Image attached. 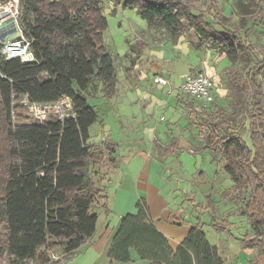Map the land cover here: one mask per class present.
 Returning <instances> with one entry per match:
<instances>
[{
    "label": "trees",
    "instance_id": "1",
    "mask_svg": "<svg viewBox=\"0 0 264 264\" xmlns=\"http://www.w3.org/2000/svg\"><path fill=\"white\" fill-rule=\"evenodd\" d=\"M116 1L174 40L192 31L200 44L218 49L231 61L223 69L229 113L214 106V100L202 112L191 103L185 106L197 135L205 139L201 150L220 154L233 191L249 192L245 216L254 233L234 238L244 247H257L249 264H264V91L256 79L264 71V59L248 42L249 31L264 26L263 1L242 35L225 27L227 19L217 0H207L211 19L195 0ZM102 4L19 0L18 24L33 60L22 62L0 53V264H59L88 243L98 223H107L111 214L108 175L90 165H98L105 153L114 164V147L104 143L98 149L90 143L98 113L84 93L93 80L110 89L116 81L113 57L104 48L107 19ZM136 46L139 52L147 47L141 42ZM65 98L71 104L68 117L14 121L22 118L18 110L24 101L52 104ZM235 122L246 126L249 145L233 128ZM206 202L213 208L210 195ZM209 225L233 237L230 224ZM132 250L150 264H224L199 227H191L172 247L151 221L142 198L134 212L122 216L107 257L129 262ZM54 251L59 254L52 259Z\"/></svg>",
    "mask_w": 264,
    "mask_h": 264
},
{
    "label": "rangeland",
    "instance_id": "2",
    "mask_svg": "<svg viewBox=\"0 0 264 264\" xmlns=\"http://www.w3.org/2000/svg\"><path fill=\"white\" fill-rule=\"evenodd\" d=\"M260 1L264 3V0H217L219 9L227 19L228 24L225 27L242 35L246 29L250 28L252 19L258 12ZM194 2L195 6L206 13L208 19H211L207 0H195ZM102 12L107 19V28L103 33L104 48L113 57L116 81L113 88L110 89L107 85L93 80L84 93L90 105L98 113V120L90 127V143L99 149L104 146V143L116 142L115 148L118 146V154H121L118 155L116 159L119 160L114 164L108 162V155L105 153L98 165H90L92 170L107 173L111 181H114L116 177L114 171L120 170L118 185L110 187L111 191L108 189L111 196L109 199L110 206L117 209V203L123 205L124 200L133 197V192L128 191L129 186H126L127 175L133 179L134 192L137 190V182L148 180L147 177L140 175V171L149 152L153 155L163 156L171 151L163 150L162 146L159 147L156 143L158 140H154L151 144L146 126L157 128L159 133L164 132L162 135L167 136L168 140L169 132L172 131L168 129V126L175 114L174 110H169V108L175 105L182 110L181 119L178 120L180 121L178 134L184 135L183 142H177L178 145L175 149L172 147V153L166 161L159 160L163 166L160 165L158 168L156 164L157 167H155V162H152L149 173H159L163 178L158 177V175L154 177L155 175L152 174L150 182H155L162 188L164 186L167 189L176 188L174 192H176L177 199H180L186 208H191L188 212V222L191 224L189 229L198 225L205 233L206 238L218 245L219 254L224 259V264H249L252 257L258 254L255 245L244 247L238 241L216 231L209 225L210 222L220 225L224 222L231 224V233L236 238L253 234L254 231L247 223L245 216V202L249 192L238 193L233 191L232 182L222 170L224 160L218 152L206 151V155L209 153V157L216 163L214 165L216 172L211 175L206 171L209 167V164L205 162L207 156L204 159L199 153L205 139L203 136H196L197 128H191L193 125L190 124L193 116L185 105L181 106L185 103H191L195 110V105L198 102L190 97H187L186 100L179 96V98L177 96L168 98L169 95L164 96V93L159 91L152 82L156 74H168L171 79H176L177 76L183 79L186 75L204 74L214 85V106L223 107L229 113L231 111L229 98L227 94L223 95L226 91V78L223 69L231 65V61L218 49L200 44L192 31L174 40L165 30L157 26L147 25L139 18L135 10L123 8L122 3H117L116 0H103ZM216 28L224 29L222 26H216ZM12 29L11 26L6 31L0 30V41L13 40L15 35L12 32L8 33ZM137 42L144 43L147 48L143 52H139L136 46ZM248 42L258 58L264 59L263 24L249 31ZM133 60L134 64H131ZM136 60H140L141 65L135 63ZM153 60L161 63L162 66H156L153 64ZM135 64L138 66L134 67ZM167 79L170 83V79L168 77ZM256 79L264 91V71H259ZM157 94L161 99V101L159 100L160 103H157V100L155 103L151 100V96H157ZM164 101L168 103L166 104ZM29 104L24 101L25 107L18 110L22 118L15 119V122L26 123L60 116L66 117L72 113L71 104L66 98L49 105L33 106ZM185 124H187L186 127ZM233 128L241 133L249 145L246 126L240 122H235ZM157 131L155 135L159 134ZM156 137L159 138V136ZM132 140L139 141L132 145L130 144ZM163 143L167 144L168 141ZM155 144L157 145L155 146ZM129 148H134L135 154L139 156L138 160L130 163L133 165V173H127L125 169L127 160L133 156V153L128 151ZM146 148L147 150H145ZM204 171L205 176H203ZM110 172L112 173L110 174ZM141 173L146 172L143 170ZM167 179L168 182L165 183ZM208 195L213 201L212 210L207 206ZM135 204L131 210L133 212L135 211ZM195 219L198 220L199 224L196 223L197 221L195 222ZM174 244L175 241L172 239V245ZM58 254L59 251H54L51 258H57ZM69 260L70 258L63 259L59 264H68Z\"/></svg>",
    "mask_w": 264,
    "mask_h": 264
},
{
    "label": "crops",
    "instance_id": "3",
    "mask_svg": "<svg viewBox=\"0 0 264 264\" xmlns=\"http://www.w3.org/2000/svg\"><path fill=\"white\" fill-rule=\"evenodd\" d=\"M139 61L140 60H136L135 63H139L141 65V62ZM153 64H155L156 66H162L161 63L159 64L155 60H153ZM137 66L138 64H135L134 67H137ZM158 75L168 77L170 79L171 85L173 86V88H175L173 89L171 86L172 91L169 94L168 98H170L171 96H177V97L179 96L181 99H184V100L188 99L186 96L180 94V92L177 90V86L181 83L182 78L177 76L178 78L176 77V79H171V77H169L168 74H156L154 75V77ZM154 77L152 79L153 84L159 91L163 92L165 96L168 93L169 87H167L166 85L164 86V85H160L156 83L154 81ZM159 91H158V94H159ZM158 94L157 96L155 95L151 96L152 102L155 103V101L157 100L156 102L160 103L161 99L159 98ZM225 94H227V90L223 93V95ZM175 101H177V98H175ZM168 102H165V103L167 104ZM183 105L185 104H182L181 106ZM169 110H174L175 114H174V118L171 119V122L168 126V129L172 130L171 132H169L168 140H167V136L164 137V135H162V133L164 132L159 133L157 131L158 129L153 126L152 127L146 126L147 127L146 131L148 132V135L150 136L151 144L153 143L154 140L156 141L158 140L156 143L159 145V147L162 146L163 150L165 147H167L169 148V151L170 150L171 151L169 152V154L163 155V156H160L158 154L153 155L152 153L149 152V155L147 156L146 160L143 161L142 168L140 171V175L147 177L148 180L147 181L145 180V182L136 181L137 190H135V192H134V185L132 183L133 179L132 177L127 175L126 186L127 187L129 186L128 191L133 192L132 194L133 197L130 199L124 200L125 203L123 205L117 203V206H118L117 209H113L112 206H110L109 199L111 198V196L109 195V192H108V189L110 190V187L112 188L113 185H118V173L120 172V170L118 169L117 171L116 170L114 171L116 172L115 180L111 181L109 177L108 183H107V193H108V204L107 205H108V208L112 210L111 214L108 217V221L107 223H101V222L98 223L95 233L91 236L89 242L84 244L72 257H70L71 261L69 260L68 264H85V263L86 264H150L149 261L140 259L134 250L131 251V260L129 262L110 261V259L107 257V253L111 245L113 236L119 227L120 220L123 214L125 212L127 213L133 212L131 210L134 204L137 202L138 199H141V198L144 199L146 202L151 221L154 223L157 230L160 231L169 240L170 245L172 247H176L180 243V241L184 238L186 233L188 232L189 227L191 225L188 222V218H189L188 212L191 208L190 207L186 208L181 203L182 201L180 199H179L180 201L177 199L176 192H174L176 188L167 189L165 186L164 188H162L159 184L155 182H150V178L152 174L153 176L155 175L154 177H156V175H158V177L160 176L159 173H149L152 167V162H155V167H157V165H158V168L160 165L163 166V164L159 160L166 161L167 157L172 153V147H174L173 149H175L176 145H178L177 142L178 143L183 142L182 139L184 135H181V133L178 134V132L180 131V127H178L180 125V121L178 120L181 119L180 113L182 112V110L179 107L177 108L175 105H172L169 108ZM174 122L176 123L174 124ZM190 124H191V121H190ZM186 126L187 124H185V127ZM191 128H194V126ZM156 131L159 133L158 135H155ZM156 136H159V138H162V139H159ZM137 141L139 140H132L130 141V144L135 145ZM166 141H168V143L164 144L163 142H166ZM112 144H113L114 151H115L113 155L116 159L118 158V155H121V154H118V146H116L115 148L116 142H113ZM157 144H155V146ZM145 150H147V148ZM128 151H130L131 154L133 153V156L127 160V165L125 169L127 173H133V169H132L133 165H131L130 163L132 161H135L136 159L138 160L139 156L135 154L134 148L133 149L129 148ZM199 153L204 157V159H206V156H207V159L205 162L209 164V167L207 168L206 171L210 173L211 175H214L216 172V167H214V165H216V163H214L212 161V158L209 157V153L208 155H206L207 154L206 151L201 150L199 151ZM118 160L116 159V162ZM143 170H145L146 173H141L143 172ZM111 173L112 172H110V174ZM204 173H203V176L206 175V173L205 174ZM160 178H163V177L160 176ZM167 182H168V179L165 183ZM191 221H193V219H191ZM195 222L199 224L198 220L196 219H195ZM191 223H194V222H191ZM231 226L232 225L230 224V229H231ZM193 227H199V226L195 225ZM172 239L175 241L174 245H172ZM232 239L236 241L234 236L232 237ZM209 242L212 245L216 246L220 253V249L218 248V245L215 242H212V241H209Z\"/></svg>",
    "mask_w": 264,
    "mask_h": 264
},
{
    "label": "built area",
    "instance_id": "4",
    "mask_svg": "<svg viewBox=\"0 0 264 264\" xmlns=\"http://www.w3.org/2000/svg\"><path fill=\"white\" fill-rule=\"evenodd\" d=\"M18 3L19 0H8L5 3H0V30L6 31L8 27L12 26L13 29L9 30L8 33L12 32L15 35L13 40L9 39L6 42L0 41L2 45L0 53L3 54L5 58H19L22 62H28L33 60V56L29 50V41L23 36L18 24ZM154 81L169 87L167 94L169 95L171 93L172 88L167 77L158 75L154 77ZM213 88L214 85L212 81L204 74L186 75L177 86V90L180 94L195 99L198 102V104L195 105V111L197 112L204 111L208 104L212 102ZM29 105L41 106L49 104L30 103ZM58 118L64 117L60 116Z\"/></svg>",
    "mask_w": 264,
    "mask_h": 264
}]
</instances>
